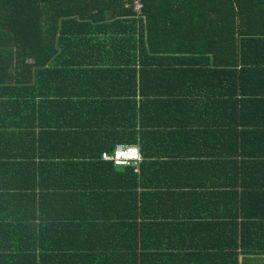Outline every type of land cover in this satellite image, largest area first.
<instances>
[{"label":"crops","instance_id":"obj_1","mask_svg":"<svg viewBox=\"0 0 264 264\" xmlns=\"http://www.w3.org/2000/svg\"><path fill=\"white\" fill-rule=\"evenodd\" d=\"M105 43L98 42L94 47ZM93 51L85 50L77 56V61L85 62L82 68L88 72L75 73L69 84L60 74H48L36 85V71L0 73V123L11 125V118L17 120L11 129L16 136H7V141L0 144V255H40L43 247L39 240L56 253L81 254L72 250L82 238L98 246L105 240L111 243L116 240L113 229L119 227L125 236L120 235L118 243L122 236L127 242L129 234L131 246L136 237L138 245L140 238L145 242L146 250L138 247L128 251L130 255L143 254V264H264V56L257 66L250 67L248 74H253V69L254 74L245 82L252 80L244 83V93L237 90L230 104L223 76L217 87L209 79L180 85L179 78L170 71L158 76L160 80L150 81L137 66V105L142 100L141 89L149 91L145 96L163 100L159 104L161 112L152 110L147 115V131H166L182 138L159 150L154 148L156 153L148 163H183L178 167L148 166L147 172V166L141 171L137 168L136 173L145 172L142 185L128 187L120 191V196L115 192L114 196L111 189L106 191L111 188V177H82L91 175L92 169L42 166L43 175L38 171L37 178L34 168L28 165L81 160L76 155L82 148L74 146L80 143L75 134L104 129L111 123L93 116L86 120L83 105L98 100L101 94L116 95L112 100H119L131 89L132 84L115 76L111 79V73L94 72L107 66L102 64L106 58L99 57L97 48ZM101 55L110 56L105 46ZM112 57L111 54V69L118 66ZM54 60L46 67L54 68ZM130 60L129 54L127 62ZM121 68L130 69L129 65ZM130 76L129 72L121 73V78ZM14 77L26 78L25 89H12L18 84L24 86ZM179 91L186 93L182 99L175 94ZM16 100L21 110L8 120L3 110L12 108H6L5 101ZM122 100L128 108V96ZM168 100L183 102L179 110L173 111L172 103L169 115L162 112ZM196 100H200L199 111L193 108ZM196 135L201 137L197 139ZM75 183L79 188H69ZM73 192L79 195L72 196ZM7 238L19 240L21 250H10L16 248H8ZM251 241L259 250L248 249ZM94 250L97 258L107 263L111 260V249ZM45 259L50 264L51 260ZM127 262L133 263L131 256Z\"/></svg>","mask_w":264,"mask_h":264},{"label":"trees","instance_id":"obj_2","mask_svg":"<svg viewBox=\"0 0 264 264\" xmlns=\"http://www.w3.org/2000/svg\"><path fill=\"white\" fill-rule=\"evenodd\" d=\"M142 1L143 16L137 17L133 0H0V73L10 75L11 70L26 74L36 71L35 77L38 74L36 85H40L44 76L48 74H60L65 76V82L69 84L75 73L88 72L82 68L85 62L77 61V56L85 50L94 52L93 48H97L99 57L106 58L102 64L107 67L94 72L111 73V79L115 76L123 83L132 84L131 89L119 100H112L116 95L101 94L98 100L83 105L82 112L85 109L83 116L86 120L88 116H93L95 120H108L111 123L104 129L79 136L75 134L77 140H80V143L82 141L81 144H74L76 148H82L80 153H76L81 160L49 164L25 163H29L30 168H34L35 177L38 178V171L40 176L43 175L42 166L52 169L89 168L92 169L91 175L83 174L85 176L82 177L95 179L100 174L103 178L111 177V188L108 187L106 191L111 189L112 195L116 196V192L117 196H120L122 194L120 191L142 185V178L146 177L145 172L138 174L137 168L141 171V168L147 166L145 170L147 172L148 166L178 167L183 163L170 161L148 163V159L156 153L153 152L154 148L159 150L163 145L169 146L173 141L182 138L178 139L174 137V133H166V131L159 134L147 131L146 126L149 124L145 123L147 115L153 113L152 110L161 112L159 104L163 100L145 96L149 91L145 92L141 89L139 94L141 93L142 100L140 105H137L135 99L137 66L141 68L140 72L144 73V78L149 77L150 81L160 80L161 77L158 76H164L161 74L170 71L173 77L179 78L180 85H187L188 82L192 84L195 80L196 83H202L209 79L213 80L217 87L219 78L223 76L227 87V104L234 103L232 99L236 93L238 91L244 93V83L252 80L245 82L247 77L254 74V69L253 74H248V70L252 65L257 66L259 59L264 56V0ZM100 33L104 38L98 37ZM102 41L106 42L104 46L110 56L101 55L104 46L94 47ZM111 42L114 44L112 47ZM111 54L114 64L118 65L113 69H111ZM129 54L130 63L127 62ZM53 58H55L53 63L55 69L46 67ZM125 65L126 67L129 65L130 69L121 68ZM126 72L131 74L130 78H121V73ZM14 79L24 86L21 88L18 84L12 89H25L26 78L14 77ZM175 94L178 99H182L180 97L186 93L179 91ZM194 94L198 95V91ZM125 96H128V108L126 102L122 100ZM242 98H240L241 102ZM199 101L194 102L195 111L200 109ZM6 102L5 107L12 108L3 110L6 111L4 115L7 114L6 119L9 120L17 113L16 111L21 110V107L18 105L19 100ZM182 102L183 100L173 102L168 100L167 106L162 107V112H170L172 103L174 106V109L171 107L172 111L177 110ZM203 108L202 105L201 109L206 113V107L205 110ZM11 119L14 122L11 125L0 123V144L2 141L5 142L7 136H16L11 129L17 124V120L15 117ZM200 137L201 135H196L197 139ZM229 138L230 135L227 133V139ZM119 145L138 147L142 155L138 166H116L111 161L103 160V153H111ZM69 188L75 190L79 186L75 183ZM75 194L79 195V192H73L72 196ZM11 195L15 196V193ZM251 226L252 229L255 227L254 221L251 222ZM116 228L113 229L116 240L114 242L111 240V243L105 240L104 245L98 246L89 244L88 240L82 238L81 244H76L75 250H72L81 254L56 253L54 249L46 247L43 240H39L42 244L39 245L43 247L40 255L24 254L23 258H17L21 256L20 253L18 256L4 254L0 255V264H46L45 257L51 260L50 264H143V254L130 255L128 251L131 249L134 251L138 247L142 251L146 250L145 242L140 238L138 245L136 237L134 245L131 246L132 237L129 234L127 242L122 236L121 242L118 243V237L124 234H120L119 227ZM108 231L110 236L111 229ZM7 239H9L6 240L9 244L8 248L14 245L13 248H16L10 250H21L19 240ZM98 248L106 251L111 249V260L108 263L106 259L96 257L94 249ZM248 249L259 250L252 245V241L248 243ZM130 256L133 263L127 262Z\"/></svg>","mask_w":264,"mask_h":264},{"label":"built area","instance_id":"obj_3","mask_svg":"<svg viewBox=\"0 0 264 264\" xmlns=\"http://www.w3.org/2000/svg\"><path fill=\"white\" fill-rule=\"evenodd\" d=\"M133 7L137 17L143 16L142 0H133ZM102 158L105 161L113 162L116 166H138L142 160L136 145H119L111 153H103Z\"/></svg>","mask_w":264,"mask_h":264}]
</instances>
